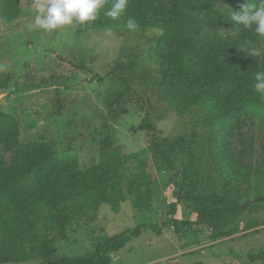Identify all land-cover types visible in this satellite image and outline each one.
I'll return each mask as SVG.
<instances>
[{
  "label": "rangeland",
  "instance_id": "rangeland-1",
  "mask_svg": "<svg viewBox=\"0 0 264 264\" xmlns=\"http://www.w3.org/2000/svg\"><path fill=\"white\" fill-rule=\"evenodd\" d=\"M16 2L4 0L0 9V81L7 83L0 90V112L21 125V144L5 153V167L15 165L26 145L43 144L78 157L82 169L118 160L125 189L116 205L101 204L73 217L64 234L54 225L29 222L24 233L45 256L5 264L92 256L103 238L147 223L157 224L161 234L143 231L112 254V264H264V130L256 119L240 114L225 148L214 156L219 122L202 108L180 114L161 98L159 67L170 60L159 49L158 31L79 33L73 25L45 32L34 24L44 2L20 9ZM244 3L218 0L214 17L225 21L228 10L239 11ZM188 16L192 25L210 20L195 9ZM217 33L236 38L230 26ZM254 35L264 51V38ZM146 117L156 132L138 130ZM154 139L162 143V156L151 150ZM190 186L206 205L229 188L238 207L230 220H237L238 232L214 239L203 225L177 233L170 218L198 216ZM179 195L174 216L171 204ZM82 205L85 209V201ZM3 241L0 235L2 251ZM19 246L15 240L13 249Z\"/></svg>",
  "mask_w": 264,
  "mask_h": 264
},
{
  "label": "trees",
  "instance_id": "trees-1",
  "mask_svg": "<svg viewBox=\"0 0 264 264\" xmlns=\"http://www.w3.org/2000/svg\"><path fill=\"white\" fill-rule=\"evenodd\" d=\"M218 0H128L126 12L113 20L105 15L114 0H107L96 21L88 25H77L79 33L84 31L119 30L126 27L132 18L139 25L132 32H159V49L170 60L162 61L159 71L162 77L160 89L162 100L173 110L186 114L193 108L206 109L219 122L220 128L213 134V155L225 148V140L231 135L235 120L240 114L256 119L264 130V94L253 90L254 74L264 71V51L250 30H235L236 38L220 35L223 26L237 27L228 18L229 11L221 18L214 17V5ZM44 2V0H17L20 9ZM4 0H0V9ZM204 13L210 18L192 25L188 16L190 10ZM235 11V10H233ZM255 47L260 55L250 57L241 49ZM7 83L0 81V90ZM139 131L156 132L146 117L138 126ZM21 144V125L12 114L0 112V235L4 251L0 250V264L26 263L45 256L43 247L34 245L24 233V226L31 221L54 225L64 234V225L73 217L83 216L82 211L96 209L101 204L116 205L124 198V175L121 164L114 159L88 169H82L79 158L74 155H59L51 147L31 143L25 146L23 155L8 169L5 153ZM151 150L155 156H162V143L154 139ZM185 178L189 174L185 172ZM128 188V186H127ZM133 185L129 187L133 193ZM189 198L195 203L198 214L195 221H183L172 217L168 224L177 233L193 226H207L214 239L236 233L237 220H230L237 205L230 199V189L218 194L211 205L195 197L188 187ZM171 204V215L177 214L182 201ZM85 201V209L82 202ZM88 209V210H89ZM139 209V201H138ZM151 230L161 234L157 224H141L124 232L105 237L92 256L78 258L64 257L48 259L43 264H112V254L124 249L143 231ZM64 236V235H63ZM18 249H13L14 241ZM31 243V250L26 247Z\"/></svg>",
  "mask_w": 264,
  "mask_h": 264
},
{
  "label": "clouds",
  "instance_id": "clouds-1",
  "mask_svg": "<svg viewBox=\"0 0 264 264\" xmlns=\"http://www.w3.org/2000/svg\"><path fill=\"white\" fill-rule=\"evenodd\" d=\"M107 0H44L39 6L34 24L45 32L57 31L67 26L88 25L97 20L100 11ZM128 0H114L112 7L105 15L113 20L121 17L127 10ZM228 18L234 25L233 29L241 28L254 32L264 38V0H245L239 11H229ZM129 31L138 30L136 20L129 18L126 23ZM246 55L255 57L260 55V49L246 47L241 49ZM253 90L264 94V71L254 74Z\"/></svg>",
  "mask_w": 264,
  "mask_h": 264
}]
</instances>
